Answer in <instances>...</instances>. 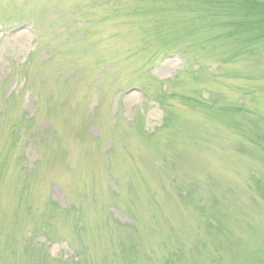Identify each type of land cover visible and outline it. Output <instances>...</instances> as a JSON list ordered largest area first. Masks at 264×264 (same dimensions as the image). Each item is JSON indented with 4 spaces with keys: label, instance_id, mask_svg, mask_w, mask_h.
Instances as JSON below:
<instances>
[{
    "label": "rangeland",
    "instance_id": "374dc122",
    "mask_svg": "<svg viewBox=\"0 0 264 264\" xmlns=\"http://www.w3.org/2000/svg\"><path fill=\"white\" fill-rule=\"evenodd\" d=\"M0 264H264V0H0Z\"/></svg>",
    "mask_w": 264,
    "mask_h": 264
}]
</instances>
